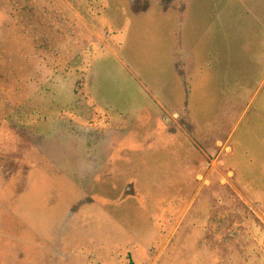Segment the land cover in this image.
I'll list each match as a JSON object with an SVG mask.
<instances>
[{"label": "rangeland", "instance_id": "1", "mask_svg": "<svg viewBox=\"0 0 264 264\" xmlns=\"http://www.w3.org/2000/svg\"><path fill=\"white\" fill-rule=\"evenodd\" d=\"M255 195L264 0H0V264H264Z\"/></svg>", "mask_w": 264, "mask_h": 264}, {"label": "crops", "instance_id": "2", "mask_svg": "<svg viewBox=\"0 0 264 264\" xmlns=\"http://www.w3.org/2000/svg\"><path fill=\"white\" fill-rule=\"evenodd\" d=\"M255 197H256V195H255ZM260 197V195L259 196H257L256 198H258V199H260L259 201H260V205H262V207H264V197L261 199V198H259ZM263 211V210H262ZM263 213H264V211H263ZM261 217H263V219H264V214L263 215H261Z\"/></svg>", "mask_w": 264, "mask_h": 264}, {"label": "trees", "instance_id": "3", "mask_svg": "<svg viewBox=\"0 0 264 264\" xmlns=\"http://www.w3.org/2000/svg\"><path fill=\"white\" fill-rule=\"evenodd\" d=\"M130 264H134V261L132 260L131 257H130Z\"/></svg>", "mask_w": 264, "mask_h": 264}]
</instances>
